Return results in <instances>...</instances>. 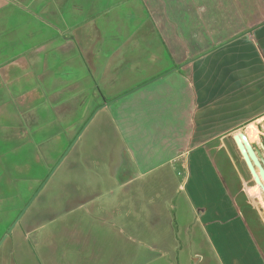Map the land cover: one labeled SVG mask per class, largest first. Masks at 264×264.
I'll return each instance as SVG.
<instances>
[{
    "label": "crops",
    "instance_id": "obj_1",
    "mask_svg": "<svg viewBox=\"0 0 264 264\" xmlns=\"http://www.w3.org/2000/svg\"><path fill=\"white\" fill-rule=\"evenodd\" d=\"M158 1L0 0V240L33 208L70 141L75 146L106 114L128 159L116 178L106 175L107 184L124 191L152 177L160 190L167 171L183 169L209 248L192 260L264 264V229L247 212L253 205L240 200L242 174L223 150L244 133L264 160V15L205 52L213 26L199 24L209 32L197 36L193 20L209 21L206 8L185 9L187 23L173 21L165 32ZM237 10L246 19L247 8ZM146 251L152 262L164 256Z\"/></svg>",
    "mask_w": 264,
    "mask_h": 264
},
{
    "label": "rangeland",
    "instance_id": "obj_2",
    "mask_svg": "<svg viewBox=\"0 0 264 264\" xmlns=\"http://www.w3.org/2000/svg\"><path fill=\"white\" fill-rule=\"evenodd\" d=\"M148 2L154 4V0ZM157 3V20L162 21L165 32H170L173 21L187 23L182 19L185 9L194 11L193 8L199 7L200 11L206 8L210 20L207 18L209 21L203 22L196 17L192 28L198 36L209 32L207 27L204 31L199 24H212L210 43L202 46L205 52L216 46L214 44L218 40L230 36V31H239L241 23L249 27L264 15V0H160ZM237 7L240 10L247 8L246 19L240 14L242 12H236ZM216 16H219L218 22L214 20ZM226 32L229 33L226 35ZM161 49L166 56L170 54L163 44ZM205 52L201 54L205 55ZM99 123L101 125L94 131L89 132V127L75 146L72 145L77 140L70 141L72 147L63 157L66 160L57 172L60 162L56 168L53 167L55 170L44 184L41 195L36 194L30 201L33 208L27 209L26 213L23 211L14 232L7 231L9 238L6 241L5 235L2 237L0 243H5L0 247V264H13V259L16 264H31L35 258L36 263L41 264L37 257L45 255L48 258L46 264H197L192 258H198V252L209 254L204 240L206 235L196 223L186 196V172L183 169L167 171V179L164 178L166 187L160 190L154 188L156 179L152 177L135 182L124 191L116 184H107L106 175L116 178L117 168L128 159L123 152L121 138L106 114L100 115ZM254 129L255 132L249 130L250 134L253 131L258 135ZM214 146L220 150L222 143L216 142ZM223 150L229 152L242 174L244 183L240 179L241 184L237 185L241 192L240 200L253 205L252 211L247 212L256 214L264 229L261 208L259 210L254 193V179L247 172L231 139L227 140ZM89 153L95 157L92 161H88ZM50 211L53 214H47ZM54 215L58 217L55 223L52 221ZM27 222L31 223H28L29 228ZM41 236L43 241L48 238L50 241L38 243ZM146 249L164 256L152 262ZM12 251L16 257L10 255ZM24 253L28 254L25 260ZM209 264L216 263L211 260Z\"/></svg>",
    "mask_w": 264,
    "mask_h": 264
},
{
    "label": "water",
    "instance_id": "obj_3",
    "mask_svg": "<svg viewBox=\"0 0 264 264\" xmlns=\"http://www.w3.org/2000/svg\"><path fill=\"white\" fill-rule=\"evenodd\" d=\"M233 139L254 182L259 184L264 192V160L257 155V152L244 133L235 135ZM194 261L196 263L197 259Z\"/></svg>",
    "mask_w": 264,
    "mask_h": 264
},
{
    "label": "bare ground",
    "instance_id": "obj_4",
    "mask_svg": "<svg viewBox=\"0 0 264 264\" xmlns=\"http://www.w3.org/2000/svg\"><path fill=\"white\" fill-rule=\"evenodd\" d=\"M254 193L257 197L258 204L262 210V215L264 217V192L262 187L259 184H256L254 187Z\"/></svg>",
    "mask_w": 264,
    "mask_h": 264
},
{
    "label": "flooded vegetation",
    "instance_id": "obj_5",
    "mask_svg": "<svg viewBox=\"0 0 264 264\" xmlns=\"http://www.w3.org/2000/svg\"><path fill=\"white\" fill-rule=\"evenodd\" d=\"M102 97L104 98V95H102ZM103 100H104V101H103ZM103 100H102V101H103L104 103H107V102L112 101V100H109V101H108L107 99H103ZM93 103H96V101H94V100L92 101V100H91V101L89 102V106H88V108H87V113H88V111H90V109H92V107H93Z\"/></svg>",
    "mask_w": 264,
    "mask_h": 264
}]
</instances>
